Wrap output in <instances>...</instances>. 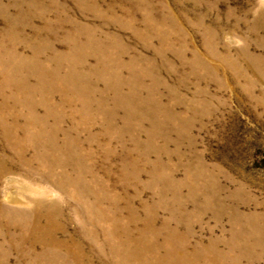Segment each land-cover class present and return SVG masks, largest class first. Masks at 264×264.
I'll list each match as a JSON object with an SVG mask.
<instances>
[{"label": "rangeland", "instance_id": "rangeland-1", "mask_svg": "<svg viewBox=\"0 0 264 264\" xmlns=\"http://www.w3.org/2000/svg\"><path fill=\"white\" fill-rule=\"evenodd\" d=\"M105 36L124 53L116 71L94 62ZM72 51L87 62L81 84L104 92L92 95L102 112L95 124L107 112L116 116L106 132L98 123L77 135L92 154L86 160L72 158L75 126L86 122L68 121L69 107L59 123L51 112L42 127L45 135L59 129L61 144L68 142L57 158L75 163L73 178L87 171L73 188L81 201L124 222L119 227L130 228L133 240L152 224L188 234L190 248L212 242L214 255L226 257L221 264H264V0H0V60L16 53L28 67L53 68ZM99 74L122 86L111 90ZM18 80L23 88L29 79ZM128 99L139 126L121 124ZM38 144L23 164L0 141V264H35L52 243L63 246L45 256L61 258L55 264L76 250L83 264H125L107 235L87 236L71 187L60 192L48 180L60 176L47 174L48 146ZM33 213L52 226L55 240L42 245L40 234L21 230ZM165 232L156 238L160 246Z\"/></svg>", "mask_w": 264, "mask_h": 264}, {"label": "bare ground", "instance_id": "bare-ground-1", "mask_svg": "<svg viewBox=\"0 0 264 264\" xmlns=\"http://www.w3.org/2000/svg\"><path fill=\"white\" fill-rule=\"evenodd\" d=\"M147 30L149 31V37L151 39L153 29L151 27V29ZM136 34L139 35L140 33L138 32ZM115 46V43L107 42V37L105 36L104 40L97 46L93 55L95 57V64L107 66L110 70L116 71L117 66L115 65H121V59L124 53L121 48H116ZM100 59L102 60L99 62ZM56 65L57 67L48 68L45 64L39 62L35 63L32 67H28L24 64L22 57L16 53H13V58L10 61L0 60V141H7L9 146H5L9 147L11 149L10 153L15 155L23 164H29L26 160H29L37 152L39 147L38 143L46 142L48 146L46 152L50 157L51 163V167L46 172L47 174L55 175L53 173L54 170H58L56 175L60 176V180H48L60 192L63 191L66 185L71 187V197L78 205L75 213L80 215L79 217L86 226V229H88L87 226L90 227L86 230L87 236L96 242L98 235L100 237L107 235L109 237L108 241L117 244L115 253L118 255L119 261L122 260L125 264H201L202 261L203 264H221L226 257L219 254L214 255L216 249H214L212 242L208 246L198 244L194 248H190L188 245V234L182 235L174 229H166L165 227L157 229L152 224L146 226L145 235L141 237V240H133L131 239V234L129 235L128 229L130 230V228L121 229L119 227V225H124V222L117 224L114 216L104 213L98 206L96 207V211L93 212L81 201V191L74 189L79 187V181L83 174H87V171H81L84 173H78L73 178L75 173L71 172L77 170L75 163L66 157L60 160L57 158V152L65 156L67 152L64 150L61 152V147L67 145L68 142L64 139L63 144H61V138H59L61 132L59 129L50 130L45 135L42 127L45 125L51 112H54V115H56L54 125L57 124V121L59 123L64 108L66 106L69 107L70 111L64 110L68 121L79 117L82 122H86V127L75 126L74 139L71 142L73 147L72 158L86 160L91 159L92 154L91 152L81 150L83 149V143L77 135L81 132L88 131L98 123L105 124L104 129L106 132L109 130L112 121L116 120V116L112 112H107L95 124L96 117L94 115L102 112L96 110L95 106L99 104L92 103L94 102L92 95L97 92L99 94H103L104 92L102 90L97 91L93 85L84 86L78 79V77L84 74V68L87 65L86 61H81V59L76 58L72 51L67 54H61L59 62ZM62 69L65 70L64 74L60 73ZM121 69L129 71L123 65ZM92 73L91 71L90 74ZM20 74L26 75L27 79H29L23 88L17 85ZM99 76L111 90L119 89L122 86V84L113 86L100 74ZM75 79L76 81L73 86L72 83ZM65 92L69 93V95H66ZM55 95L59 100L57 104L51 102ZM35 96H38V98H35ZM129 97H131V94H129ZM129 100L124 105V111L129 113V116L123 117L121 120V124L128 128H130V122L132 120L135 121L136 126H139L142 121L136 112L129 109ZM155 106H158L156 101ZM39 108L42 109L41 113H39ZM153 123L156 124L155 122ZM117 136H120V133H117ZM27 153L31 155L30 158L25 157ZM83 168L84 166L80 167V169ZM183 184L185 183L183 182ZM49 207L53 211V214L55 213L57 217L60 216L58 207ZM50 215H45V217L49 220ZM41 217L36 213L28 215L27 218L22 219L24 221L20 228L27 235L40 234L41 244L45 245L55 239L52 226L48 225V222L46 226H43L40 223ZM128 218V223H131L135 228L138 224V222H135L138 218L136 214L130 211ZM182 222H184V219ZM186 230L188 231V229ZM164 231H166L167 240L163 246H160L157 244L156 238ZM120 238L124 240L120 242ZM34 242H38L37 237ZM20 243L21 241L18 240L17 248ZM232 246H234V243L229 244V247ZM238 246L240 247V245ZM52 247H56V250L63 248V246H56L53 243L50 244L44 249V256H38L36 258L37 260H34V263L55 264L53 262L60 260L61 258L55 257V260L52 262L50 258L45 257L49 254V248ZM79 251L76 250L70 260H61L59 264H83L80 260L81 255ZM162 251L164 252L163 254H161ZM66 252L69 254L68 249H66Z\"/></svg>", "mask_w": 264, "mask_h": 264}]
</instances>
